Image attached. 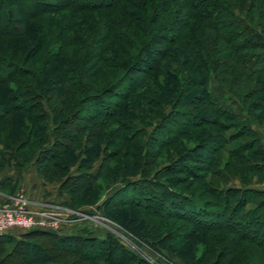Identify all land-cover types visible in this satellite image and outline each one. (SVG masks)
Listing matches in <instances>:
<instances>
[{"label": "trees", "instance_id": "1", "mask_svg": "<svg viewBox=\"0 0 264 264\" xmlns=\"http://www.w3.org/2000/svg\"><path fill=\"white\" fill-rule=\"evenodd\" d=\"M0 144V168L34 164L71 207L120 184L96 206L185 264H264V188L249 184L264 179V0H0ZM231 169L241 185L224 186ZM168 219L191 229L156 235ZM60 228L0 233V261L154 264L111 231Z\"/></svg>", "mask_w": 264, "mask_h": 264}, {"label": "rangeland", "instance_id": "2", "mask_svg": "<svg viewBox=\"0 0 264 264\" xmlns=\"http://www.w3.org/2000/svg\"><path fill=\"white\" fill-rule=\"evenodd\" d=\"M177 21L183 16V10L179 11L177 14ZM176 20L175 19H171V23H168L169 26L174 27V29L177 28L176 23H174ZM261 21V20H259ZM112 72H109V75H111ZM137 74L139 72H136ZM211 87H214L215 83L212 81L211 83ZM33 100V104L35 103V100ZM96 107H98L99 109H103V106L101 104H95ZM169 105L168 104H164L163 106V111H168L169 110ZM36 111V110H35ZM176 117V118H175ZM174 117V121L178 122L175 124V122H172L173 126H177V124L180 125V117L177 118V116ZM115 123V122H114ZM155 120L152 119V121L145 127L146 130L149 132L153 126H154ZM138 125V124H137ZM72 126V125H71ZM202 126H197V130L199 131L201 129ZM196 128V127H195ZM215 128V127H214ZM193 130V128H192ZM196 135V133H195ZM184 138V137H183ZM196 136H191L189 138H184L183 140L181 139L180 142H182L183 147H190L192 145H194L196 143ZM1 144H0V148H1ZM181 147L178 144V148ZM109 148H114V146H110ZM173 153L171 152V149L167 148L166 151H163L162 153H160V155L158 156L156 163H155V167H162V165L166 164L172 157ZM222 153L223 157H226V155ZM120 158V157H119ZM114 163V160H111V164ZM110 164V165H111ZM37 169V168H36ZM230 173V177L229 180L226 182L225 185H231V186H238L241 185V183H239V179L238 177H236L235 170H229ZM39 172V171H38ZM40 173V172H39ZM174 175V174H172ZM53 183H57V181L52 180ZM250 185L252 186H256V187H262L264 188V179L257 182L255 177L253 179V181L249 182ZM59 185V184H58ZM103 185H105L103 183ZM120 184H115V185H106L103 189V191L100 194V197L95 198V195L93 194L94 192H92L91 194L87 195V194H82V192H75L77 193V200L80 201L81 204L78 205V208L76 207H71L65 203H63V201L57 205L56 203L53 204H46L48 206H58L55 209L57 210V212L59 213L58 215L61 216L64 220L62 223H60L61 228H60V232H73L76 230H83L85 232H90L92 234H102L103 232L106 231H111L113 234H115L116 236H118L123 242H125V244L133 249L132 247L134 246V249H137L139 252H141L143 255L146 256V258H148L149 261L153 262L154 264H160V263H164L166 262L165 260L167 259L166 257H169L172 261H176L179 262L181 264H185L184 262H182L181 258H179L178 256L173 255L171 252H169L168 250H166V248H164L162 245H159L156 243V240L154 239H150V238H146V237H141L142 235L140 234L139 236H136L135 234L125 230L124 228H122L118 222H116L112 217H110L107 213H105L104 210H101L99 207H97L96 205L102 203L103 199L106 197L107 194L112 193L114 190H116V188H118ZM197 182L196 185L197 186ZM221 185V184H220ZM63 193L68 197V194L66 192H60ZM123 193H119L116 198L117 199H121V197L123 198ZM207 197H211L209 195H207L205 198ZM119 199V200H120ZM211 199H214L211 197ZM118 200V201H119ZM117 201V202H118ZM123 201V200H121ZM111 207V208H110ZM108 208H110V213L115 215V217L117 218H121V219H125L126 217V212L129 210L130 213H138L142 216V219L144 222H148V221H155L156 220H160L158 218V216L155 215H148L144 212V210L140 207H131L128 204L125 206H121L120 203H116V205H111ZM90 211V212H89ZM184 220H173V219H168L167 223H169L168 228H160L159 230L155 231V234L160 235L162 232L164 231H174V230H179L182 233H186L187 231H190V226H188L187 224H184L185 222H183ZM140 224H142V221L140 220L139 222H136L137 226H140ZM183 224V225H182ZM135 225V226H136ZM156 226V224H154ZM187 225V226H186ZM143 227L146 228L147 226H140L139 230H143ZM139 233V232H138ZM41 241V244H43V246H45V248H47L50 253H52V255L54 256V261L57 262H70L73 259V255L72 254H68L66 253L63 249L57 247V246H52V242H51V238L47 237V238H39ZM46 239V240H43ZM132 245V246H131ZM161 259V260H160ZM24 253L22 251H17L15 253V255L6 260V261H0V264H24ZM85 263V262H84Z\"/></svg>", "mask_w": 264, "mask_h": 264}, {"label": "crops", "instance_id": "3", "mask_svg": "<svg viewBox=\"0 0 264 264\" xmlns=\"http://www.w3.org/2000/svg\"><path fill=\"white\" fill-rule=\"evenodd\" d=\"M15 195H22L30 208L49 203L59 205L67 199L65 194L59 192L58 184L46 180L34 164L30 163L22 170H17L12 162H6L0 168V203ZM21 230L12 227L8 232L17 235Z\"/></svg>", "mask_w": 264, "mask_h": 264}, {"label": "built area", "instance_id": "4", "mask_svg": "<svg viewBox=\"0 0 264 264\" xmlns=\"http://www.w3.org/2000/svg\"><path fill=\"white\" fill-rule=\"evenodd\" d=\"M58 206H40L30 208L22 195H15L11 199L0 203V233L12 227L24 230L33 228L59 229L63 218L59 216Z\"/></svg>", "mask_w": 264, "mask_h": 264}]
</instances>
